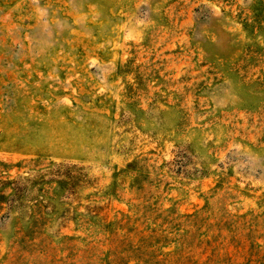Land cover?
<instances>
[{
  "label": "rangeland",
  "instance_id": "obj_1",
  "mask_svg": "<svg viewBox=\"0 0 264 264\" xmlns=\"http://www.w3.org/2000/svg\"><path fill=\"white\" fill-rule=\"evenodd\" d=\"M0 264H264V0H0Z\"/></svg>",
  "mask_w": 264,
  "mask_h": 264
},
{
  "label": "trees",
  "instance_id": "obj_2",
  "mask_svg": "<svg viewBox=\"0 0 264 264\" xmlns=\"http://www.w3.org/2000/svg\"><path fill=\"white\" fill-rule=\"evenodd\" d=\"M27 237V236H26Z\"/></svg>",
  "mask_w": 264,
  "mask_h": 264
}]
</instances>
